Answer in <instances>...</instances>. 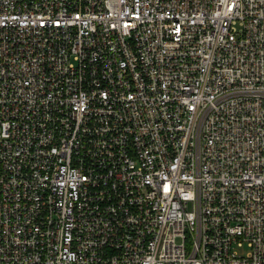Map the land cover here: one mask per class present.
Here are the masks:
<instances>
[{
    "label": "built area",
    "instance_id": "1",
    "mask_svg": "<svg viewBox=\"0 0 264 264\" xmlns=\"http://www.w3.org/2000/svg\"><path fill=\"white\" fill-rule=\"evenodd\" d=\"M0 264H264V0H0Z\"/></svg>",
    "mask_w": 264,
    "mask_h": 264
},
{
    "label": "rangeland",
    "instance_id": "2",
    "mask_svg": "<svg viewBox=\"0 0 264 264\" xmlns=\"http://www.w3.org/2000/svg\"><path fill=\"white\" fill-rule=\"evenodd\" d=\"M242 252H244V250L242 249Z\"/></svg>",
    "mask_w": 264,
    "mask_h": 264
}]
</instances>
